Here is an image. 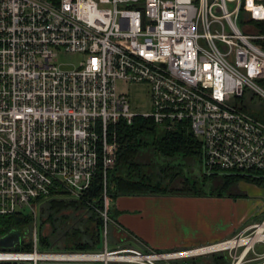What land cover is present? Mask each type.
<instances>
[{
    "label": "built area",
    "instance_id": "obj_1",
    "mask_svg": "<svg viewBox=\"0 0 264 264\" xmlns=\"http://www.w3.org/2000/svg\"><path fill=\"white\" fill-rule=\"evenodd\" d=\"M61 52L80 58L63 66ZM131 86L143 88L147 110L131 105ZM244 91L264 101V0H0V215L33 211L31 199L58 186L79 196L99 161V252L110 253L106 171L118 121L181 122L200 141L206 174L262 168L264 122L240 108ZM252 221L210 243L127 250L142 264L213 251L229 264H264V211ZM30 238L31 251L0 250V259L38 264L79 254L37 251L35 231ZM28 252L37 255L21 256Z\"/></svg>",
    "mask_w": 264,
    "mask_h": 264
},
{
    "label": "trees",
    "instance_id": "obj_2",
    "mask_svg": "<svg viewBox=\"0 0 264 264\" xmlns=\"http://www.w3.org/2000/svg\"><path fill=\"white\" fill-rule=\"evenodd\" d=\"M242 15L243 12L240 11L238 21H241ZM254 100L263 103L250 102ZM236 101L240 108L264 122L263 100L252 92L244 91ZM146 147L165 157L176 155L199 159L201 152L199 139L189 127L181 122H175L168 127L160 126L150 116L142 115H134L130 123L118 121L116 124V159L113 166L106 171V188L109 198L118 194L171 193L173 191H189L194 195H222L220 190L226 189L232 182L264 185V167L214 171L207 174L203 173L199 167L198 177L191 179L189 184V179L183 178L181 186L171 188L170 181L180 174V163L155 164L136 161L134 158L137 152ZM101 172V164L97 161L88 186L77 197L67 195L65 189L58 186L46 196L31 199V204L36 208L40 217L36 235L37 251H100L102 217L97 210L102 207ZM216 173L222 176L221 185L215 187L217 189L204 190L202 187L204 181L209 180ZM31 220L32 214L27 210L0 215V235L11 229L22 231L13 246L0 247V250L31 251V238L27 232ZM43 227H46L45 232H43ZM108 227H110V221L107 223L106 235ZM142 252L147 253L149 249H143ZM175 259L172 261L173 264H229L228 256L222 251ZM117 263L111 260L105 262V264ZM0 264H30V261L0 259Z\"/></svg>",
    "mask_w": 264,
    "mask_h": 264
},
{
    "label": "crops",
    "instance_id": "obj_3",
    "mask_svg": "<svg viewBox=\"0 0 264 264\" xmlns=\"http://www.w3.org/2000/svg\"><path fill=\"white\" fill-rule=\"evenodd\" d=\"M237 184L244 188L242 192L222 195H194L189 191L118 194L114 209L109 210L111 238L106 248L160 251L229 236L260 218L264 211V185Z\"/></svg>",
    "mask_w": 264,
    "mask_h": 264
},
{
    "label": "rangeland",
    "instance_id": "obj_4",
    "mask_svg": "<svg viewBox=\"0 0 264 264\" xmlns=\"http://www.w3.org/2000/svg\"><path fill=\"white\" fill-rule=\"evenodd\" d=\"M80 58V55L78 53H71V52H61L58 55V61L63 65V66H70V64H76L78 62ZM116 86L118 89H122L125 90L124 85L117 81ZM140 88H142L140 86ZM127 97L129 98V101L131 103L132 106H136L137 110L140 109H144L147 110L148 109V105H147V97L145 94V91L143 90V88L140 90L139 86H131L128 87L127 90ZM253 102L254 104H261L263 103L262 101H250ZM262 106V105H260ZM136 161L138 162H142V163H155V164H159V163H166V162H174V163H180V174L177 177H174L169 185L171 186V188H177L179 186H181V181L183 178H188V184L190 182L191 179H195L196 177H198L197 175L199 174L198 169L200 167V162L198 159L195 158H190V157H181V156H172V157H165L163 155H160L159 153L153 151L151 148L146 147V148H142L140 149L135 158ZM198 180V179H197ZM222 183V176L220 173H216L213 176L210 177L209 180H205L204 184L202 185L204 190H207L208 188L211 189H217L215 187L220 186ZM238 182H232L231 184H229L227 186L226 189H221L220 192H222V194H228V193H232V192H242L244 190V188H239ZM242 185H246L243 182ZM118 196V195H114L112 197L109 198V206H108V211L113 207V202H114V198ZM114 209V207L112 208ZM32 214V220L29 224V228H28V234L31 236L32 232L35 231V234L37 235L38 232V222H39V215H38V211L36 210V208H34L33 211H30ZM263 212V211H262ZM262 215V214H261ZM259 219V217H258ZM255 219V220H258ZM253 221H250V223ZM249 224V223H248ZM246 224V225H248ZM244 225V226H246ZM45 226H47L45 224ZM243 226V227H244ZM242 228V227H241ZM240 228V229H241ZM44 229L43 232L46 231V227L42 228ZM107 229V228H106ZM17 232L18 237L21 235L20 230H15ZM110 238H111V230L110 227H108V231H107V235H106V246L109 247L110 246ZM120 249V248H119ZM124 251H119V252H115V253H126V254H132V251H129L127 249H132V248H123ZM136 251H139L138 249H134ZM102 251V250H100ZM108 252V251H107ZM106 252V253H107ZM139 252H142V250H140ZM77 253H86V252H77ZM97 253H100L99 251ZM104 253V252H102ZM111 253V250H110ZM190 256H178V257H174L176 258L175 260L181 259V258H187ZM97 258V257H95ZM174 258H161V261H166L167 264H173L172 261L174 260ZM111 261H115L118 263H122V264H141L135 260H122V259H110ZM110 260H106V261H110ZM29 261V260H27ZM157 261V260H155ZM103 260L102 259H94V260H41L38 261V264H103ZM147 264V261H144ZM163 262L159 263L162 264Z\"/></svg>",
    "mask_w": 264,
    "mask_h": 264
},
{
    "label": "bare ground",
    "instance_id": "obj_5",
    "mask_svg": "<svg viewBox=\"0 0 264 264\" xmlns=\"http://www.w3.org/2000/svg\"><path fill=\"white\" fill-rule=\"evenodd\" d=\"M243 238L241 239H238V241H242ZM196 250V249H194ZM24 253V252H23ZM2 255V254H0ZM7 256H16V255H20V254H12L11 252H7L6 254ZM37 254H34V253H30L28 252V254H22L21 256H24V257H34L36 256ZM44 256H54V257H57L58 255L56 254H46ZM60 256V255H59ZM58 256V257H59ZM63 256V255H61ZM70 257H74L75 259H102V260H110V259H122V260H130V259H133L135 258L133 255H129V254H122V253H97V252H86V253H79V254H74V255H69ZM97 257V258H95ZM147 259L150 260V259H154L153 257L151 256H147Z\"/></svg>",
    "mask_w": 264,
    "mask_h": 264
},
{
    "label": "water",
    "instance_id": "obj_6",
    "mask_svg": "<svg viewBox=\"0 0 264 264\" xmlns=\"http://www.w3.org/2000/svg\"><path fill=\"white\" fill-rule=\"evenodd\" d=\"M18 235L15 229H11L0 235V247H11L18 241ZM106 261V260H103Z\"/></svg>",
    "mask_w": 264,
    "mask_h": 264
},
{
    "label": "flooded vegetation",
    "instance_id": "obj_7",
    "mask_svg": "<svg viewBox=\"0 0 264 264\" xmlns=\"http://www.w3.org/2000/svg\"><path fill=\"white\" fill-rule=\"evenodd\" d=\"M178 249H181V248H177V249H174V250H178ZM155 264H159V262L158 261H155ZM162 264H167V263L163 262Z\"/></svg>",
    "mask_w": 264,
    "mask_h": 264
}]
</instances>
